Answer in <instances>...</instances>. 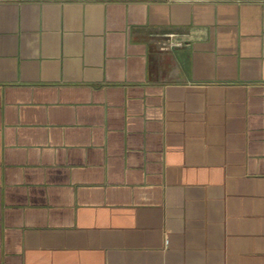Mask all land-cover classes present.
<instances>
[{"label":"crops","instance_id":"crops-1","mask_svg":"<svg viewBox=\"0 0 264 264\" xmlns=\"http://www.w3.org/2000/svg\"><path fill=\"white\" fill-rule=\"evenodd\" d=\"M0 264H264V0H0Z\"/></svg>","mask_w":264,"mask_h":264},{"label":"built area","instance_id":"built-area-1","mask_svg":"<svg viewBox=\"0 0 264 264\" xmlns=\"http://www.w3.org/2000/svg\"><path fill=\"white\" fill-rule=\"evenodd\" d=\"M182 46H183L182 42H180V41L175 42L173 40V35L168 34L165 42H163L161 45V49L166 50V49L175 48V47H182Z\"/></svg>","mask_w":264,"mask_h":264}]
</instances>
